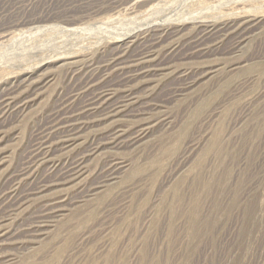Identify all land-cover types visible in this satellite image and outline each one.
<instances>
[{"label": "rangeland", "instance_id": "rangeland-1", "mask_svg": "<svg viewBox=\"0 0 264 264\" xmlns=\"http://www.w3.org/2000/svg\"><path fill=\"white\" fill-rule=\"evenodd\" d=\"M247 1L190 0L148 18L127 13L129 0H0V95L35 83L37 97L4 119L0 135V264H264V0ZM199 14L254 19V36L242 52L227 53V41L137 86L168 119L139 146L88 157L84 176L68 184L56 181L63 163L27 171L39 130L72 90L70 67L112 51L118 34ZM198 65L215 66L213 78L175 96L178 70ZM115 119L129 128L139 118ZM92 128L55 150L56 164L85 149ZM111 157L126 165L120 178L91 193Z\"/></svg>", "mask_w": 264, "mask_h": 264}, {"label": "bare ground", "instance_id": "bare-ground-1", "mask_svg": "<svg viewBox=\"0 0 264 264\" xmlns=\"http://www.w3.org/2000/svg\"><path fill=\"white\" fill-rule=\"evenodd\" d=\"M189 1L129 0L130 5L124 10L127 13L130 11L137 13L139 17L150 18L155 17L163 7L175 6L173 8L179 9ZM236 1L239 4L248 2ZM221 4L224 5V2H220V6L216 5L214 9L221 7ZM113 20L114 16H110L99 24L107 26ZM179 21L183 22L175 26L169 22L152 25L147 23L143 28L118 34L115 41L117 46L112 51H104L100 57H93L92 54L70 67L66 80L72 84V90L60 96L59 102L39 130V137L36 139L28 162L27 171L34 168L32 176L44 163H53L55 169L63 163L56 181L59 180L57 182L59 185L68 184L84 176L88 157L99 154L106 148L139 146L156 125L155 121L158 123L168 119L162 110L164 107L162 101L153 102L149 96L141 98L137 95V86L151 82L156 75L171 74L172 72L168 71L182 60L196 58L202 62L220 50L227 41L230 43L227 53L242 52L256 29L254 19L238 22L229 16L214 20L199 14L188 20ZM187 23L193 26L188 32H184ZM214 67L198 65L178 70L176 75L179 80L174 87L175 96H186L202 80L213 78L216 73ZM52 80L53 78L49 81ZM35 87V83L25 86L15 85L0 95V135L4 119L8 115L27 108L37 99V97L33 98ZM119 116L139 118L138 123L125 128L119 119H115ZM95 126L99 128L93 129L92 127ZM89 128L95 132L86 137L87 146H84L86 148L68 154L64 161L59 160L56 164L52 153L74 145L84 138V133ZM119 159L111 157L104 160L106 168L101 176L103 178L90 190L91 193L104 187L108 182L120 178L122 169L126 165ZM48 186L43 185L39 189L42 191ZM17 191L18 187H15L13 192ZM53 208L55 209L56 206L44 210V218L51 217Z\"/></svg>", "mask_w": 264, "mask_h": 264}]
</instances>
